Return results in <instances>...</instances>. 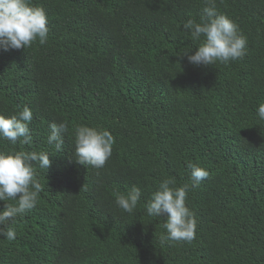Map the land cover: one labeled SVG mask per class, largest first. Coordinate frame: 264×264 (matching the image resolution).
<instances>
[{
	"label": "trees",
	"instance_id": "trees-1",
	"mask_svg": "<svg viewBox=\"0 0 264 264\" xmlns=\"http://www.w3.org/2000/svg\"><path fill=\"white\" fill-rule=\"evenodd\" d=\"M215 2L247 38L246 55L196 66L181 55L204 37L183 24L200 22L205 0H32L47 14V42L0 48V115L29 107L32 142L0 138V152L43 151L51 164H34L42 191L7 222L16 238L0 237V264H264V0ZM61 122L57 151L47 137ZM76 125L114 136L102 168L76 162ZM189 164L210 173L194 188ZM164 179L189 185L191 242L167 240L166 214H147ZM134 185L129 214L114 194Z\"/></svg>",
	"mask_w": 264,
	"mask_h": 264
},
{
	"label": "clouds",
	"instance_id": "clouds-1",
	"mask_svg": "<svg viewBox=\"0 0 264 264\" xmlns=\"http://www.w3.org/2000/svg\"><path fill=\"white\" fill-rule=\"evenodd\" d=\"M47 24L45 10L34 6L32 0H0V48H28L37 39L39 44H45L49 36ZM183 28L193 40L199 41L204 37L194 54L186 51L181 55L186 56L193 65L208 66L217 62L227 64L246 55L247 38L232 19L224 14H217L215 0H205L200 22L189 19L183 24ZM257 115L260 120H264V103L259 104ZM32 119V110L27 106L10 117L0 115V138L7 139L12 144L18 141L21 144H31L29 124ZM49 128L48 143H54L57 151L62 150L63 134L68 132V124L51 123ZM73 137L76 162L83 166L102 168L112 155L115 138L110 131L76 125ZM34 164L47 170L51 164L50 156L43 151L0 152V201L14 202L7 203L5 210L0 211V237L9 241L16 238V232L7 222H14L15 217L33 209L42 191L41 184L35 179ZM188 167L191 169L193 188L210 175L202 167L193 164ZM188 190V184L175 187L173 180L164 179L146 205L150 217L166 214L164 228L167 240L191 242L195 238L194 213L185 204ZM114 196L115 204L131 214L141 199V189L134 185L129 192H117Z\"/></svg>",
	"mask_w": 264,
	"mask_h": 264
}]
</instances>
